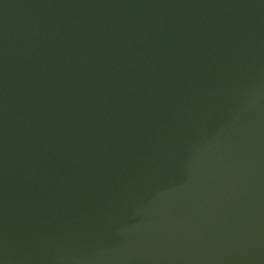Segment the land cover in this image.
<instances>
[{"label": "water", "instance_id": "obj_1", "mask_svg": "<svg viewBox=\"0 0 264 264\" xmlns=\"http://www.w3.org/2000/svg\"><path fill=\"white\" fill-rule=\"evenodd\" d=\"M0 264H264V0H0Z\"/></svg>", "mask_w": 264, "mask_h": 264}]
</instances>
